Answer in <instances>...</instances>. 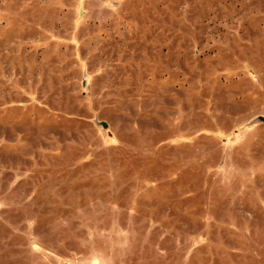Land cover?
<instances>
[{
	"label": "rangeland",
	"instance_id": "obj_1",
	"mask_svg": "<svg viewBox=\"0 0 264 264\" xmlns=\"http://www.w3.org/2000/svg\"><path fill=\"white\" fill-rule=\"evenodd\" d=\"M264 264V0H0V264Z\"/></svg>",
	"mask_w": 264,
	"mask_h": 264
},
{
	"label": "built area",
	"instance_id": "obj_2",
	"mask_svg": "<svg viewBox=\"0 0 264 264\" xmlns=\"http://www.w3.org/2000/svg\"><path fill=\"white\" fill-rule=\"evenodd\" d=\"M72 264V263H71Z\"/></svg>",
	"mask_w": 264,
	"mask_h": 264
}]
</instances>
